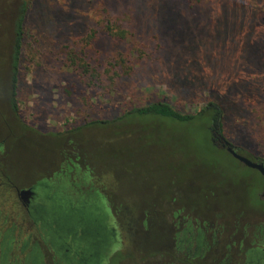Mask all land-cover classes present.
<instances>
[{
	"label": "rangeland",
	"instance_id": "rangeland-1",
	"mask_svg": "<svg viewBox=\"0 0 264 264\" xmlns=\"http://www.w3.org/2000/svg\"><path fill=\"white\" fill-rule=\"evenodd\" d=\"M161 101L185 114L220 105L221 132L126 117ZM204 127L216 148L220 133L264 160V0H0V264H68L18 198L30 187L70 196L75 210L42 201L36 215L57 234L78 232V263L105 234L99 215L77 205L90 198L115 247L132 250L119 264H248L264 254V180L207 147Z\"/></svg>",
	"mask_w": 264,
	"mask_h": 264
},
{
	"label": "flooded vegetation",
	"instance_id": "flooded-vegetation-1",
	"mask_svg": "<svg viewBox=\"0 0 264 264\" xmlns=\"http://www.w3.org/2000/svg\"><path fill=\"white\" fill-rule=\"evenodd\" d=\"M254 160H257V159H254ZM41 187L47 189L48 191L51 190V187H49L46 184L41 185ZM61 188L63 187L61 186ZM28 189L32 191V194L23 195L21 197L18 196L19 200L21 201L22 205H24L25 207L27 206V208H29V212L34 215L33 217L35 221L41 222V227L42 229H44L45 236L50 242L52 248L56 251V253L63 251L64 260L68 264H103L102 262L108 259L113 254L112 252H114V247L116 245L115 233H114L115 228L111 227V225L109 224V220L107 218V213L105 209L102 207L100 203H98L96 199L93 200L90 198V199L81 200V201L79 200L77 202V205H83L82 209L84 211L85 210L92 211L95 214L99 215L101 224H103V227L105 229V234L103 237L104 239L101 241L100 247L96 253H94L93 255H89L84 260L78 263L76 258L79 256L78 251L81 250L78 248V245H77L79 243L78 236H77L78 232L74 230H69V231H63L57 234L45 228L44 219L36 215L38 207L42 206L41 205L42 201L54 204V207H56L59 210L64 208V206L67 207L69 210H75L74 208H71L72 206H71L70 196L64 193L62 195L60 194L58 195L57 193L58 190L56 191V193H53L52 195H48V193H44L45 195L43 194L44 196H42V195L35 193L34 187H30ZM37 197H40V198L37 200ZM254 254L258 256V258L264 261V254L260 252L258 253L254 252ZM38 258H39V254L37 253L35 256V262L38 261L37 260ZM258 261L255 262L254 264H264V262H261V261L258 262ZM248 264H253V259H251Z\"/></svg>",
	"mask_w": 264,
	"mask_h": 264
},
{
	"label": "trees",
	"instance_id": "trees-1",
	"mask_svg": "<svg viewBox=\"0 0 264 264\" xmlns=\"http://www.w3.org/2000/svg\"><path fill=\"white\" fill-rule=\"evenodd\" d=\"M14 42H15V47H14V55H13V69L14 72L12 74V85H11V92H10V107L12 111L16 114L18 113V108L15 103V91L13 84L15 83V70L17 68L18 60H19V54H20V48H21V42H22V29H21V19L17 20V23L14 28ZM253 72V69L249 71V73ZM248 73V74H249ZM151 117V118H162L164 121H167V123L171 124H183V125H192L197 122H206L208 125L212 124L215 128L216 131L221 132L219 129L221 127V120L223 116V109L220 107V105L216 103H211L208 104L206 107L200 109L197 111L195 114H185L178 112L174 107H172L169 103L166 101H161V102H156L152 103L148 106H145L143 108H138V109H132L128 113H126V117ZM205 125L207 127L208 125ZM205 129V133L207 134V147H211L214 150L219 152H222L226 155H228L231 159L232 157L223 149H218L214 146L212 141L209 140V135L207 129ZM215 151V152H216ZM234 160V159H232ZM257 159L256 161H258ZM235 161V160H234ZM237 162V161H235ZM259 162H264V160H259ZM216 165V163L214 162ZM211 167H213V162L210 163ZM223 176V175H220ZM131 226V224H130ZM128 229V227H127ZM130 240V237L128 238V242ZM128 244V243H127ZM200 247V244H199ZM127 249L126 254H124V251ZM133 253L132 250L128 251V248H120L119 245L114 248V253L110 256L108 263L109 264H119L121 261L124 259L130 260L132 257ZM251 259H253V264L257 262L259 259L258 256L255 254L251 255Z\"/></svg>",
	"mask_w": 264,
	"mask_h": 264
},
{
	"label": "water",
	"instance_id": "water-1",
	"mask_svg": "<svg viewBox=\"0 0 264 264\" xmlns=\"http://www.w3.org/2000/svg\"><path fill=\"white\" fill-rule=\"evenodd\" d=\"M213 137L217 138L218 145L217 147L220 149L225 150L235 161H237L240 165L254 170L259 173V175L264 180V162H259L256 160H251L243 155H241L235 147L230 144L229 142L225 141L224 138L220 135V133H217L216 135H213ZM32 194V191L30 189L27 190H21L18 192V196L21 197L23 195H30ZM260 199L264 201V186L262 192L259 194Z\"/></svg>",
	"mask_w": 264,
	"mask_h": 264
}]
</instances>
